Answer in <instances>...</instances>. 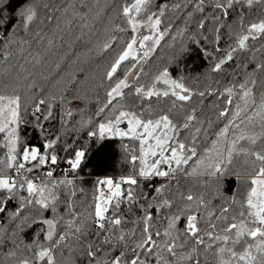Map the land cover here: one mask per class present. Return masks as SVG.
<instances>
[{
    "label": "snow or ice",
    "instance_id": "obj_1",
    "mask_svg": "<svg viewBox=\"0 0 264 264\" xmlns=\"http://www.w3.org/2000/svg\"><path fill=\"white\" fill-rule=\"evenodd\" d=\"M189 6L191 10L176 17L184 22L177 29L179 36L191 29L189 40L211 43L215 52L222 51L225 27L229 38L235 37L211 72H222L237 53L249 52V62L241 61L237 68L246 70L251 65L252 72L243 80L233 73L231 86L223 90L209 85L195 91L185 85L183 76L172 78L167 67L147 85L134 83L142 74L138 67L151 60L172 30L175 20L161 28L166 12L179 14ZM257 6L264 8V0H175L171 6L155 5L156 10L153 0H125L109 8V15L100 9V0H46L43 27L33 40L9 38L0 54V213L9 201L17 202L9 216L16 222L15 230L9 233L0 225V246L13 244L5 264H57L56 253L62 247L70 253L78 250L87 264H209L210 256L215 264H264V62L251 64L264 46L253 49L248 43L264 39V18L246 23L245 14V9L253 11ZM232 12L235 21L226 23ZM38 15L35 8L22 15L25 31ZM103 15H108V21L101 43L95 25ZM209 22L211 39L205 31ZM33 44L39 46L35 52ZM77 45L107 54L109 61L99 84L104 100L97 91L96 110L87 119L85 107L72 105L88 98L80 93L69 97L66 85L74 84L75 76L66 80L59 71L62 63L80 60ZM14 57L18 59L12 63ZM46 68L55 69V74L48 75ZM42 81L49 87H43ZM196 96L201 98L199 110L191 106ZM206 97L215 98V119L202 118ZM77 114L81 119L73 124ZM56 119L64 132L51 135L45 125ZM221 121L223 127L214 130ZM26 124L40 130L42 149L21 135ZM85 130L87 140L82 145L80 136L71 142L63 140V163L68 167L57 178L61 163L57 149L64 134ZM106 138L137 142L138 149L124 144L131 171L117 180L99 179L92 201L85 206L76 199L84 189L77 187L76 176L69 173L81 169L91 141ZM237 162L250 177V187L242 200L232 196L217 210L215 197L208 199L198 189L218 182ZM235 174L239 178L240 173ZM154 179L162 183H149L154 187L150 195L144 182ZM48 211L51 218L44 215ZM36 224L42 226L36 239L29 244L18 241L19 231ZM22 251L30 255H21Z\"/></svg>",
    "mask_w": 264,
    "mask_h": 264
},
{
    "label": "trees",
    "instance_id": "obj_2",
    "mask_svg": "<svg viewBox=\"0 0 264 264\" xmlns=\"http://www.w3.org/2000/svg\"><path fill=\"white\" fill-rule=\"evenodd\" d=\"M46 0H0V54H2L5 49L3 45L7 43L9 38H15L17 41L20 39L33 40L34 33L43 27L40 23L41 20L45 18V9L44 4ZM125 0H100V9L102 12L111 14L109 8L113 6L120 5L124 3ZM128 3L134 2V0H127ZM175 0H153V10H156L155 5L157 4H166L171 6ZM35 8L39 15L38 18L31 24L29 30L25 31L23 28L22 15L26 14L27 9ZM191 10V6L187 9H184L181 13H176L175 11H167L165 17L163 18V23L161 28L168 26L175 20V23H172V30L169 35L165 36L161 41L160 45L157 47L155 53H153L152 58L147 62L143 68L138 67V71H141L142 74L139 77L138 81L134 83H143L149 84L151 78L158 74L159 71L163 70L165 67L169 68L171 77L174 79H180L183 76V82L185 85L195 91L205 90L211 85L213 89L219 88L223 90L224 87L231 86L229 81H233V73H239L236 77L237 80H243L247 78L248 73L252 72V66L248 69H239L237 65L241 61L245 63L249 62V57L252 56V53H237L233 61L228 62L224 65V70L219 73L211 72L213 64L221 58L228 47L229 44H233L235 37L229 38L227 27L224 28L223 39L220 43L221 52H215V45L208 43L206 41L200 40L199 43L189 40L187 37L191 32L186 33L184 37H181L177 34V29L184 26L183 19H177L176 17L183 16L186 11ZM239 11V8L237 9ZM246 14V23L258 21L261 18H264V8L257 6L253 11L245 9ZM236 19V13L232 12L229 16V19L226 23H232ZM108 21V15H103L99 22L96 23V31L99 33V40L102 43L105 36L102 31L103 25ZM117 23L120 21L117 20ZM194 27V26H193ZM213 25L211 22L208 23L205 31L208 33L209 38L211 39ZM233 28L236 29V25L233 24ZM140 31L144 32L145 29ZM238 31V30H237ZM128 36H131V32L128 33ZM173 36L176 37L173 40ZM250 46L255 48H261L264 46V39L258 40L256 42H248ZM27 47V45H26ZM39 46L33 44V52L37 50ZM91 47V46H89ZM183 49V50H182ZM205 49L212 55H205ZM13 51H16V46H13ZM77 54L80 56V60L77 62L75 58L69 62L62 63L60 68V74L65 77L66 80L70 79L73 75L75 76V83L66 85L70 90L66 93L69 97L76 93H80L82 96H86L88 99L81 101H74L72 107H85L87 111L85 112L84 118L87 119L89 115H92L96 110L95 97L96 92H99L100 99L104 100V92L99 88L101 77L103 75L104 69L109 62L106 59L107 54H100L98 51L93 50L88 52L83 45H77L76 48ZM215 57V59H213ZM18 57H14L12 63L16 62ZM264 62V52L255 53V59L251 62L252 65L255 63ZM4 68L7 65L3 66ZM48 75H54L55 69L51 72L48 69H44ZM121 77L123 76V70L118 73ZM14 75V74H13ZM260 78V74H257ZM43 87H49V85L42 81ZM159 87H162L159 85ZM127 91V90H126ZM257 98H259V91H257ZM129 100H134L135 97H128ZM171 99V98H170ZM170 99L163 102L165 105L170 104ZM89 100L91 102H89ZM155 100V98H153ZM145 104L148 102L145 101ZM215 103L214 97L204 98V111L202 113V118L212 117L215 119L214 109L212 105ZM139 104V101H137ZM155 107V103L153 105ZM198 110L201 108V98L199 96L194 97L192 105ZM59 108L56 109V112L59 113ZM180 115V114H178ZM27 119L31 120L32 117L28 116ZM81 116L79 114L75 115L72 123L80 120ZM224 122L221 121L218 124L214 125V130L223 127ZM45 128L48 130V133L51 135H59L64 130L61 127L59 119L53 120L45 125ZM21 135L25 138L26 142L29 144L40 146L42 149L43 138L39 129L34 128L31 124H26L20 129ZM85 132L74 133L66 132L63 136L60 147L57 149L59 156L61 157V163L57 167L56 177L60 178L62 175V170L66 169L68 165L63 163V158L65 157V152L63 151V140L71 142L76 139L77 136H80L79 144H84L87 140ZM209 139H214V137H209ZM124 144H128L129 148H137L138 143L130 141L127 139L121 140L120 138H106L103 141L93 140L90 142L87 152V157L85 163L82 165L81 169L78 170L76 174L69 173V176H76V185L78 188L82 187L83 192H78L76 197L77 201H84L85 206L88 202L92 201L93 195L95 193L96 182L101 178L111 177L114 180L119 179L121 176L128 175L131 171V165L129 163L130 154L125 153ZM2 152V150H0ZM70 154V153H69ZM239 172L240 176L237 178L235 173ZM40 173H36L39 175ZM250 177L246 174L244 166L237 162L233 169L225 173L223 176L219 177L218 182L206 185L203 188L198 189V191L206 194V198L213 199V204L217 206V210L221 203L225 202L228 198L235 196L238 200H242L244 194L250 187L247 181ZM159 185L162 183L159 179H154L150 182H144L145 191L150 195H154V187H149L148 184ZM124 187H127L126 185ZM219 191H216V190ZM233 208L238 207L233 205ZM17 208L16 201H9L7 204L6 211L0 213V225L8 229L9 233L15 230V223L10 221L9 216ZM123 210V207H122ZM61 213L64 212V206L61 205L59 208ZM138 213L139 210L136 209ZM155 213V210H153ZM129 219L132 218L131 215L125 213ZM45 216L51 218V211L45 212ZM184 226V221H181L179 227ZM41 225L36 224L32 227H27L23 231L18 232V241L22 239L24 244L31 243L36 239V233L41 230ZM43 241V235L39 237ZM17 241V242H18ZM13 248V244L8 242L4 246H0V264H5V254ZM24 245H21V250H23ZM21 255H30L27 252L22 251ZM57 264H72L73 261L76 264H87V261L79 255L78 250L75 252H69L68 248L62 247L56 253ZM209 264H215V261L209 257Z\"/></svg>",
    "mask_w": 264,
    "mask_h": 264
},
{
    "label": "rangeland",
    "instance_id": "obj_3",
    "mask_svg": "<svg viewBox=\"0 0 264 264\" xmlns=\"http://www.w3.org/2000/svg\"><path fill=\"white\" fill-rule=\"evenodd\" d=\"M160 86H162V87H164V85H160ZM126 125H122V127H125Z\"/></svg>",
    "mask_w": 264,
    "mask_h": 264
}]
</instances>
